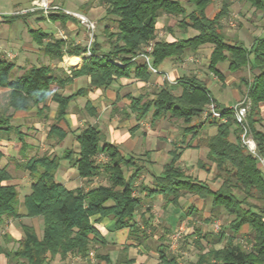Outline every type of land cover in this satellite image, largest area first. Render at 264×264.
I'll return each instance as SVG.
<instances>
[{
    "label": "trees",
    "instance_id": "1",
    "mask_svg": "<svg viewBox=\"0 0 264 264\" xmlns=\"http://www.w3.org/2000/svg\"><path fill=\"white\" fill-rule=\"evenodd\" d=\"M248 1L257 10L264 9V0ZM102 2L107 6V17H113L117 25L116 31L109 26L103 29L104 42L94 40L89 47L68 48L63 37H50L41 30H30L34 42L52 62H62L65 55L80 57L91 53L84 58L79 69L72 70L71 77L67 74L66 77L59 76L47 64L26 68L23 73L15 72L17 76H13L17 65L0 53V90L8 92L7 107L0 112V147L5 138L15 133L18 142L14 147L26 150L27 143L21 128L13 125L15 113L37 109V113L43 115L49 111V101L56 103L58 108L48 138H66L67 133L57 124L65 119L71 102L87 91L81 89L64 95L59 90L82 77L90 78L89 90H107L117 79L131 75L148 81L152 74L149 68L141 60L133 59L153 41L154 67L170 58L183 61L187 52L196 53L203 46H211L209 70L218 76L222 77V74L217 67L225 62H228L230 72H238L248 66L259 70L258 75L247 82L246 97L251 102L247 119L258 153L264 156V131L258 128L262 121L260 105L264 103V39L256 41L252 49L238 43L231 44L221 24L228 17L227 6L214 16H207L213 0ZM187 6H192L193 10L189 12ZM163 15L181 17L178 26L183 30L192 28L196 34L171 43L159 40L158 21ZM49 17L61 19L63 23L74 18L65 13ZM46 39L51 41L45 43ZM174 85L181 87L180 93L166 87L158 90L152 99L145 100V96L131 98V109L137 114V121L149 114L154 120L170 116L182 120L187 132L194 131V121L202 118L208 105L216 101L206 85L195 77L182 78ZM86 109L92 117L96 116V110L89 104ZM221 110L227 119L225 123L205 121L217 126V133L206 139V160L198 161L200 169L213 173L212 182H221L217 190L181 170L178 167L181 154L177 150L162 174L154 177L153 188L141 185L138 190L146 191L149 196H162L169 206H178L185 195H194L209 201L211 216L208 222L224 215L230 219L226 230L211 236V240L208 235L199 236L196 244L200 252L193 264H264V169L258 158L242 146L241 128L230 108ZM77 141L78 153L70 149L62 157L44 154L26 161L24 167L32 182L31 192L23 201V214L18 210L21 204L18 187L11 183L13 179L8 169H0V228L7 219L27 217L43 220L42 237L33 227L23 226L24 235L17 242V249L8 253L12 260L20 264H47L49 258L57 256L61 259L68 255L88 257L96 245L105 242L92 221L97 216L100 219L111 218L116 230L131 228L133 232L138 231L135 217L142 208V200L136 191L143 169L137 166L136 159L123 155L118 147L107 143L96 126L84 128ZM100 155L105 156L106 162L98 161ZM3 157L0 150V162ZM63 161L77 170L79 177L90 187L88 190L84 187L69 189L57 181ZM127 171L132 173L128 176ZM102 176L106 177L108 184L92 187L93 181ZM245 228L251 231L245 234ZM203 239L209 240V246H202ZM96 258L111 264L109 256L98 254ZM168 263L178 264L174 257Z\"/></svg>",
    "mask_w": 264,
    "mask_h": 264
},
{
    "label": "crops",
    "instance_id": "2",
    "mask_svg": "<svg viewBox=\"0 0 264 264\" xmlns=\"http://www.w3.org/2000/svg\"><path fill=\"white\" fill-rule=\"evenodd\" d=\"M36 1L39 0H0V45L7 51H11L12 53H14L13 55L15 57H23L24 62L31 61L29 57H33L34 53H36L38 50L37 46H34L36 43L34 42L33 36L30 32L31 29L27 28L28 25H34L32 18L29 17L30 15H32V13L43 12L42 10L32 12V9H30L29 11V9L21 8V6L26 2L31 4V6H34V3ZM54 1L55 0H51L50 5L54 4ZM56 1L58 2H56L57 4L54 5H59L60 8L63 9L64 6L59 3V0ZM63 2L67 3L69 6L75 7L76 9L79 8L80 10H83L85 14L88 13L91 18L89 20L95 24L100 20L102 21V19L107 16V6L105 2H102V0H64ZM100 2L104 5L101 6ZM225 6H227L228 17L234 16L236 17V19H239V29H237V31L233 30L230 32L232 33V38H229V34L227 33V31L224 33L226 37L228 36L227 39L231 44L238 43L243 45L247 49H252L256 41L264 39V9L257 10L248 0H213V3L207 9V16H214ZM187 9L189 12L192 11L190 10V6H187ZM66 10L71 12V10L69 9ZM22 12H26L25 14H23L25 16V18L23 19L24 24H21L22 26H19L17 28L16 35L12 38L11 36H8L7 33L11 32L12 23L20 20V17L14 19H12L11 17L15 15H21ZM53 12L55 13L51 14H60L57 11ZM72 12L81 14L77 11ZM165 16L166 15H163L158 21L159 30L164 28V24L160 23V20ZM78 21L80 20H78L77 18H71L66 20L65 23L62 22V25H60L68 29L70 33L74 32L72 33L74 34V36H72L71 38L69 36L63 37L67 42L68 48L81 45L82 39H80L79 36H75L81 32L77 26ZM103 22H105V20ZM105 24L107 26L106 22L101 26L99 25L100 28L104 29L106 27ZM224 24L225 21L223 22V25ZM57 31L60 32V29H58ZM57 31L44 33L50 35V37L52 36L57 38L60 35ZM50 41L51 39H46L45 43ZM166 41L171 43L177 40H174L172 38V40L167 39ZM211 53V46H203L199 48V50L196 52V54L200 56V60L198 61L199 65H197V67L195 68L198 70H196V72H192L191 76H186V59L183 61H177L170 58L156 67L161 72L160 75L151 74V77L148 81H142L141 79L135 78L134 75H131V77L129 78H120L117 79L116 82L107 90H89L87 86H89L90 78L82 77L74 79V81L70 84L73 85L74 88L78 87V90L76 92L81 89H86L87 92L84 96H81V98H83L82 101L77 100L79 98L77 97L74 101L71 102L65 119L57 124V126H59L67 133V136L64 139L48 138L47 134V138H42V143L43 141H45V139H47L48 142L52 140L53 145L51 146L52 150L51 152H49V155L62 157L65 154V151L70 149L65 148L61 153L59 152V149H61L62 145L68 138L74 137L76 141V147L71 150H73L75 153H78L79 143L77 141V137L84 128L92 125L99 128V130L104 135L107 143H111L112 145L118 147L123 155L136 159L137 166L139 168H142L143 171L147 174V177L145 175L140 177V181L145 180V186L153 188L154 177L161 175L163 168L172 162L173 155L176 150L179 154H181L178 167L185 172L186 168H184V165H186L187 167H191L194 163L197 164L200 160H206L208 155V148L205 147V142L208 137L216 135L217 126L205 122L202 117L200 119H196L192 124L196 126V129L194 131L187 132V126H182L183 124L186 125L183 121V124L181 125V122L178 119H174L170 116H164L160 119L154 120L151 114L138 122L137 114L133 113L131 109V98H138L140 96L146 95V92L149 91L148 89L150 87L158 88V90L168 87L172 89V91L180 93L181 87L174 85V82H177L182 78L195 77L206 85L212 97L221 108H230L236 105L238 102L243 100V96L246 97L247 82H251L254 78V75H258L259 70L255 69L253 66H248L238 72H230L228 69L229 64L228 62H225L219 64L217 67L221 72L222 77L218 76L210 70L209 75L205 74L202 71V67L205 64L204 61H206L208 62L207 67L209 69ZM86 56L88 55H82L80 57L65 55L62 62H60L57 67L62 69V71H64L68 76L71 77L72 70L79 69ZM72 59H78V62L73 63ZM20 68L24 69V67ZM20 73H23V70L20 71ZM247 74L249 76H247ZM205 76L208 77V81L213 80V82H215V84L217 85L216 90L218 94H216V96L213 94V88L211 89L205 79H203V77ZM243 89L246 91H243ZM55 90H58V88L55 87ZM145 100L148 99L145 98ZM78 104L82 117L81 114H77L78 112H74V109ZM87 104H89L96 110L97 114L95 117H92L89 114V111L86 109ZM115 104L118 106L122 105L124 108H127L128 117L126 119L122 120L118 116L111 117V111L113 110ZM51 106L52 110L50 116L54 119L57 115L58 106L54 102ZM120 111L123 112L122 109H120ZM260 112L261 118L262 120H264V103L260 105ZM86 113L87 116H84V114ZM156 122L158 123L156 124ZM103 123H106V125H104ZM164 123L166 124V126H164ZM262 124H264V121H261L258 124V128H262ZM165 129L169 130L167 137H163V135H161L162 131ZM104 130L107 131L105 132ZM181 130H183V136H181V133H179L181 132ZM14 146L15 143H13L9 139H4L2 141L0 150L4 154V157L1 162L5 159L6 156L9 155L7 154L8 152L4 151H8L9 147L12 148ZM31 148V145L27 144V149ZM17 150L18 152H22L20 149ZM106 160L107 159L104 155L99 156V162H106ZM23 161H25L26 163L27 160L23 159ZM139 161H141L142 163H145L146 161L145 166L140 165ZM146 165H150L154 173H152L150 169L146 168ZM64 167L62 168L65 169L64 171L60 169V171L58 172L57 181L65 185L67 188L69 186H74L72 189L83 187L86 182L79 177L77 170L71 166H67V168ZM0 169H2V167ZM131 173L132 171H129L128 176ZM197 175L199 176V178L197 179L201 181L207 179L212 180L213 178V176L212 178L210 176L213 175V173L208 174L205 171H199ZM150 179L151 185H147V182L150 181ZM96 183L97 182L95 181L92 187L97 186ZM208 184L214 190H217L220 187L215 186L219 185L218 182H212V184L209 182ZM75 185L77 186L75 187ZM30 187L31 183L23 196L20 195L21 204H23L25 196L30 194ZM85 188L86 190H88L90 187ZM139 192H141V195H139V197L142 200V205H147V203H151L154 201H160L163 198L160 195H157L155 197L149 196L146 191L143 192L142 190H140ZM204 201L205 200L201 199L198 202H194L193 206V201L190 200L188 206L186 207V209H188L187 215L199 213V211H201V209L204 207ZM20 213L23 214L24 209L21 210ZM179 215H181L182 218L185 217V215L180 212L179 214H177L176 218L179 217ZM210 216L211 213L209 212L202 216L198 215L197 218H201L205 222L211 224V221H207L210 219ZM174 219L170 220V223H173V225H175L176 223ZM92 221L99 231L101 237L105 241L103 245H96L95 248L90 252L89 256L86 258L68 255L65 259H61V257L57 256L55 259L49 258L47 264H108L105 260L97 259L96 255L98 254L109 256L111 264H169L168 260H170L172 257L167 255L168 248L166 247V245L171 244V242L173 244L174 240L172 238L175 235L171 237L169 235L165 236V234L159 235L154 233L151 236L150 232L146 233L145 231L147 226L156 227V225H154L155 223H151V219L148 215H139L135 217V222L139 227L138 231L135 232H133L131 228L116 230L115 223L111 218L100 219V217L97 216L94 217ZM143 223L146 225V227H144ZM24 225L33 227L36 230L38 236L42 237L43 220L41 218L21 217L5 220L3 226L0 228V264H20L8 257V253L15 252V250L17 249V242L24 235ZM214 229L215 230L203 231L201 228H197L196 232L192 231V233L190 234H195L194 238L196 240L199 238V236L204 237L205 235H208V239H210L211 236H216L218 234H216L215 232L217 231L216 227ZM247 229L248 232L251 231L250 228ZM178 233L179 232H177L176 234ZM145 234L147 235V237L145 236ZM169 238L171 242H166L165 239ZM207 240L203 239V241H205L208 245L209 240ZM163 256L166 257V260L163 259Z\"/></svg>",
    "mask_w": 264,
    "mask_h": 264
},
{
    "label": "rangeland",
    "instance_id": "3",
    "mask_svg": "<svg viewBox=\"0 0 264 264\" xmlns=\"http://www.w3.org/2000/svg\"><path fill=\"white\" fill-rule=\"evenodd\" d=\"M51 0H49L50 2ZM64 0H59V3L61 5L64 6V8L60 11H58L60 14L65 13L66 9H69L72 11H77L80 12L81 14L85 15L88 19L90 18V15H88V13L85 14V12L83 10H80L79 8L76 9L75 7L69 6L67 3L63 2ZM56 2L58 1H54V4H57ZM51 4V6H57L60 7L59 5H54ZM100 5H104L100 2ZM21 8H26V9H33L34 7L31 6V4H29L28 2H26L25 4H23L21 6ZM20 8V10H21ZM190 10H193V7L190 6ZM43 13H45V11L42 10ZM43 13H32V15H30L29 18H32L34 25H28L27 28L29 29H37V30H41L43 32H55L58 29H60V32H58L60 35L59 37H64V36H69L70 38L72 36H74V32L70 33V31H68V29L60 26L62 25V21L61 19L58 20H50V14L51 13H55L53 12V10H48L47 14H43ZM20 14V13H19ZM48 15V16H47ZM27 17V16H26ZM25 18V16L23 15L22 17H20V20L15 21L14 23H12V29L11 32L7 33L8 36H11L12 38L15 37L16 35V30L19 26H22L21 24L23 23V19ZM41 18V19H40ZM105 20V22L107 23V26H109L111 28L112 31H116L117 30V25L115 24L114 18L113 17H107L105 16L103 18ZM102 19V21L100 20L99 22L96 23V29L94 32L89 31L85 25L81 24L80 21H78L77 26L79 28V30L81 31L80 33H78L75 36H79L80 39H82L81 45L82 47H89L94 40L100 41V42H104L105 38L102 34L103 29L100 28V26L105 23L103 22L104 20ZM182 18L181 17H177V16H169L166 15L164 18H162L160 20V23L164 24V28L158 30V39L159 40H172V38L175 40H181V39H185V38H190L193 37L196 32L192 29L189 28L187 30H183L182 28H180L178 25L181 22ZM225 21V24L223 25V22ZM1 24V23H0ZM222 27L224 29V33L227 31V33L229 34V38H232V33H230L231 31L235 30L237 31V29H239V19H236V17L231 16V17H227L225 19L222 20ZM26 25V24H25ZM100 25V26H99ZM106 26V24H105ZM103 28V27H102ZM28 29V30H29ZM228 37V36H227ZM27 38V37H26ZM35 44V43H34ZM35 47L37 46V52L34 53L33 57H29V59L31 61H23V57L20 56V58L15 57L11 51H7L4 47H2L0 45V53L2 56H5L7 60H9L10 62H13L17 65L18 69L17 71H14L13 76H17V74L15 72L20 73V71L26 69V68H30L32 66H40L43 64H47L50 65L56 74H58L59 76L62 77H66V73L64 71H62V69L58 68L57 66L60 64L58 62H52L49 57L45 56L43 53V50L37 45H34ZM88 55V54H87ZM187 56H185V59L187 60V66L185 67V71L186 76H191L192 72H196L195 69L197 67V65H199L198 61L200 60V56L196 53H192V52H188L186 54ZM184 59V60H185ZM207 59V58H206ZM184 62V63H185ZM205 64L202 67V71L205 74L209 75V69L207 67L208 62L204 61ZM228 65V64H227ZM20 67H24L20 68ZM57 67V68H55ZM227 71V70H225ZM247 76H249L247 74ZM203 79H205V81L208 83V85L211 87V89L213 90V94L216 96V94H218L216 88L217 85L215 84V82H213V80L208 81V77L205 76L203 77ZM83 85V84H82ZM88 87V86H87ZM78 87L74 88L73 85L68 84L64 89L59 90L61 93H63L64 95H70L74 92H76L78 89ZM244 88V87H243ZM149 91L146 92L145 98L147 99H152L154 98L155 93L158 91V88H153L150 87L148 89ZM243 91H246L243 89ZM7 96H8V92L6 89H1L0 90V112L5 111L6 107H7ZM245 96H243L242 99H244ZM83 98L79 97L77 100L82 101ZM52 101L48 102V106H49V111H46L43 115H39L37 113V109H33L31 112H19V113H15L14 116V120H13V125L15 127H19L21 128V131L24 132V138H26V143L31 145V149H27L22 151V152H18V150L15 147H9L8 151H4V152H8L7 154H9L8 156L5 157V159L0 163V168L2 167H6L8 169V171L10 172V175L12 177V184L16 185L18 187V190L20 192V195L23 196V194L26 192V190L29 188L30 183L32 182L31 176L29 175L28 171L25 169L24 164L25 161L24 160H28L30 159V157H37V156H42L44 154H49V152H51V146L52 144V140H50V142L47 141V139H45V141H43L42 143V138H47V134L50 130V127L52 124H54L55 120H56V116L53 119L50 115H51V108H52ZM56 106V105H55ZM120 109H122L123 112L120 111ZM74 112H78L77 114H81V111L79 110V104L75 107ZM125 112V113H124ZM9 113H12V111H10ZM84 116H87V113L84 114ZM118 116L120 119H126L128 117V113H127V108H124L122 105L118 106L115 104L113 110L111 111V117H115ZM82 117V114H81ZM171 119V118H170ZM173 120V119H172ZM181 122V125L183 124L182 120H179ZM264 120H262L263 122ZM158 122H156L157 124ZM104 125H106V123H103ZM262 128L259 127L260 129L264 130V124H262ZM164 126H166V124L164 123ZM183 127H186V125H182ZM23 128V129H22ZM25 128V129H24ZM165 128V127H164ZM174 128V127H173ZM105 132L107 130H104ZM183 130H181L180 135L183 136L184 134L182 133ZM169 133L168 129H165L162 131L163 137H167ZM173 135V134H172ZM176 135V134H175ZM190 138V136H189ZM5 139H9L11 140L13 143H17L18 142V138L17 135H15V133L10 134L9 138H5ZM74 147H76V141L74 137H70L66 140V142L62 145L61 149H59L60 153L63 152V150L66 149H74ZM27 151V152H26ZM99 159V158H98ZM147 161V159H146ZM141 161L140 165H144ZM102 162V161H100ZM142 163V164H141ZM68 162L67 161H63L62 163V167L61 169L67 165ZM70 166V165H67ZM67 166H65L64 168H67ZM148 169H150L152 171V173H154V171L151 169L150 165H146ZM184 168H186L185 173L194 177V178H199V176L197 175V173L199 171H204L202 169H200L198 167V163L197 164H193L191 167H187L186 165H184ZM65 169H62V171H64ZM191 170V171H189ZM194 170V171H193ZM128 172H126V174L128 175ZM146 176V172H142V174L140 175L142 176ZM211 178L213 175H210ZM147 177V176H146ZM149 179V178H148ZM95 181L97 182V186L98 185H107L108 181L106 180V177L102 176V177H98L96 178L93 182L95 183ZM145 180H141L140 178L137 182L138 188L136 191V195H141V192H139L140 190L139 187L141 185H146ZM203 182L206 183H211L212 184V180L207 179V180H203ZM147 185H151V179L150 181L147 182ZM214 183V182H213ZM219 185H215L217 187H219L221 185V182H218ZM78 185V184H77ZM75 185V187L77 186ZM74 186H69L68 188L72 189ZM84 188L87 187V183L84 184L83 186ZM160 199V198H159ZM22 200V199H21ZM193 201V206H194V202H198L199 200H201L200 198H198L197 196L194 195H185L183 198L180 199V203L178 206H169L165 204V199L160 200V201H154L151 203H147V205H142V208L139 210L138 215H148L151 219V223H155L154 225H156V227H152V226H147L143 223L144 227H146V233L150 232L151 236L155 233V234H165L169 235V236H173L176 235L177 232H180V236L177 239V241H173V244L169 239H165L166 242H171V244L166 245V247L168 248V252L167 255L170 257H174L178 264H193L197 261L198 255H199V248L198 245L196 244V239L194 238L195 234H190L193 232H196L197 228H201L203 231H209V230H215L214 228L216 226H219V229H217L216 234L219 233L222 229L226 230V228L228 227L229 223H230V219L227 216H222L219 219H216L214 221L210 223L205 222L204 220H202L201 218H197L198 215H205L206 213L210 212V204L209 201H204V207L201 209V211H199V213H195L193 215H187V211L188 209H186V207L188 206L189 202ZM197 200V201H196ZM188 202V203H187ZM185 204V205H184ZM184 205V206H182ZM23 204H20L18 207V210L21 211L23 210ZM145 211V212H144ZM182 213L185 215L184 218L181 217V215H179V217L176 218L177 214ZM175 218V219H174ZM174 219L176 221L175 225H173V223H170V220ZM198 231V230H197ZM244 233L247 234L248 233V229L245 228ZM145 236L147 237V235L145 234ZM203 246H208L207 243L205 241H201ZM173 247V248H172ZM219 247V246H218Z\"/></svg>",
    "mask_w": 264,
    "mask_h": 264
},
{
    "label": "built area",
    "instance_id": "4",
    "mask_svg": "<svg viewBox=\"0 0 264 264\" xmlns=\"http://www.w3.org/2000/svg\"><path fill=\"white\" fill-rule=\"evenodd\" d=\"M34 8L31 10L32 12H36L37 10H43L45 11V14L48 13V10L53 11H60L62 10L60 7L57 6H51L49 0H39L34 3ZM26 12H22L21 15L25 14ZM65 14L72 16L74 18H77L80 20V22L86 26V28L89 31L94 32L96 29V24L91 22L87 17L84 15L73 13L70 11H65ZM155 42L151 41L149 44L145 47L143 53H141L137 58L133 59L135 60H141L151 71L152 74L160 75L161 72L154 67L153 65V51H154ZM91 53L88 52V56H90ZM117 65L122 66L121 63H117ZM176 82H174L175 84ZM251 102L250 100L245 97L243 100L238 102L236 105L230 107V111L232 112L237 125L241 128V144L244 148H246L251 154L256 156L258 160L260 161L261 165L264 169V156H260L258 153V147L257 143L251 134L250 127L248 125V113L250 111ZM203 120L204 121H218L220 123H225L227 119L223 116L222 110L219 107V105L212 101L208 107L206 108L205 112L203 113ZM216 229H219V226H216ZM180 233V232H179ZM176 234L172 239L174 241H177L180 234Z\"/></svg>",
    "mask_w": 264,
    "mask_h": 264
},
{
    "label": "bare ground",
    "instance_id": "5",
    "mask_svg": "<svg viewBox=\"0 0 264 264\" xmlns=\"http://www.w3.org/2000/svg\"><path fill=\"white\" fill-rule=\"evenodd\" d=\"M72 62L73 63H77L78 62V59H72Z\"/></svg>",
    "mask_w": 264,
    "mask_h": 264
}]
</instances>
